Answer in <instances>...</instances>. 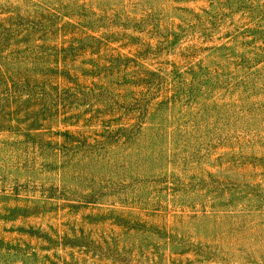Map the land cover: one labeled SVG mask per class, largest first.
I'll list each match as a JSON object with an SVG mask.
<instances>
[{"label":"rangeland","instance_id":"1","mask_svg":"<svg viewBox=\"0 0 264 264\" xmlns=\"http://www.w3.org/2000/svg\"><path fill=\"white\" fill-rule=\"evenodd\" d=\"M0 264H264V0H0Z\"/></svg>","mask_w":264,"mask_h":264}]
</instances>
